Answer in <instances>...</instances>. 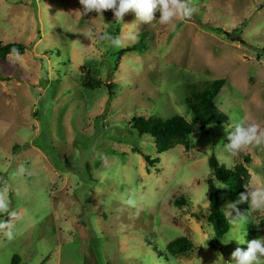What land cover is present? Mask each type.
<instances>
[{
	"label": "rangeland",
	"instance_id": "rangeland-1",
	"mask_svg": "<svg viewBox=\"0 0 264 264\" xmlns=\"http://www.w3.org/2000/svg\"><path fill=\"white\" fill-rule=\"evenodd\" d=\"M192 4L193 17L173 26L159 23V10L146 24L132 11L122 21L111 10L81 15L79 0H0V41L25 45L19 59L0 60V187L18 213L15 238L0 234V264H232L247 243L229 239H264V212L245 225L228 219L217 239L205 221L209 184L224 214L234 203L216 187L211 154L225 169L248 155V184L264 186V150H225L243 117L264 128V0ZM104 33L139 49L119 52L99 39ZM84 77L98 87H83ZM216 78L223 84L213 103L227 123L194 126L187 148L157 153L137 118L189 121L185 86ZM21 165L30 176L15 175ZM178 236L192 247L171 255L165 245Z\"/></svg>",
	"mask_w": 264,
	"mask_h": 264
},
{
	"label": "clouds",
	"instance_id": "clouds-1",
	"mask_svg": "<svg viewBox=\"0 0 264 264\" xmlns=\"http://www.w3.org/2000/svg\"><path fill=\"white\" fill-rule=\"evenodd\" d=\"M79 2L83 6L81 15L95 12L102 17L104 11L111 10L114 13L115 20L122 21L125 14L132 11L136 14L137 21L146 24L152 23L157 10L160 12L159 23L173 26L177 20L180 22L190 20L197 11L192 4V0H79ZM84 35L91 39L95 34L89 31ZM128 38L131 40L137 39L134 33H130ZM99 39L108 41L115 48L123 46L120 37H113L108 33L99 35ZM10 55L16 59L20 58V52L15 48L12 49ZM230 129L232 131L227 136L229 143L225 144V150L229 155L237 156L251 147L264 150V128L254 121H250L247 116L235 122ZM106 161L107 158L105 157ZM15 175L30 176L31 171L21 165ZM216 187L223 188L220 183H217ZM244 187L246 192L240 194L238 203H248V213L246 215L240 214L234 203L225 207V214L233 225H245L248 222L247 215L254 212H264V186L258 187L250 181ZM8 191V188L0 187V215L9 217L8 220H0V234L11 241L15 238L12 221L18 219V213L11 209ZM125 204L127 207L136 209L137 215H139L141 209L136 198L129 197ZM231 210L236 211V216H232ZM245 235H241L238 239L228 240V242L236 240L238 244L247 243L246 250L237 247L232 252V264H264V239L246 241Z\"/></svg>",
	"mask_w": 264,
	"mask_h": 264
},
{
	"label": "trees",
	"instance_id": "trees-1",
	"mask_svg": "<svg viewBox=\"0 0 264 264\" xmlns=\"http://www.w3.org/2000/svg\"><path fill=\"white\" fill-rule=\"evenodd\" d=\"M137 43L121 47L118 51L124 52L139 49ZM14 48L18 49L21 54L25 49V45L18 41L5 43L0 41V60H3L6 55H10ZM81 84L83 87L95 88L98 87L99 81L98 79L84 77ZM222 84L223 79L216 78L210 81L190 83L185 86L184 103L190 112L189 121L177 114L167 118L148 116L146 119L137 118V126L135 124L134 126L139 132L147 133L153 138L157 153H161L175 144H183L184 148H187L186 135L194 130V126L199 128L200 125L227 123V117L213 103V98L219 92ZM242 158L241 162H235L230 169H225L212 154L207 158L210 173L219 183L227 187L229 198L236 204V208L239 211L248 208V203H238L240 194L246 192L244 186L248 184L249 180V173L246 168V164L249 163V156L244 155ZM144 160L147 165H151L157 161V158L149 159L145 156ZM175 203L180 205L183 203V199L175 200ZM205 221L210 226L215 239L220 238L229 228L228 218L218 207L217 193L211 184L207 187V214ZM259 223L263 224L264 220ZM256 226L254 223L250 224L247 227L248 232L253 233L251 229ZM251 240L253 239L250 237L246 238V241ZM165 247L169 254L176 255L190 249L192 243L186 237L178 236L168 241ZM11 264H14L12 260Z\"/></svg>",
	"mask_w": 264,
	"mask_h": 264
},
{
	"label": "water",
	"instance_id": "water-1",
	"mask_svg": "<svg viewBox=\"0 0 264 264\" xmlns=\"http://www.w3.org/2000/svg\"><path fill=\"white\" fill-rule=\"evenodd\" d=\"M200 127H202V125H200Z\"/></svg>",
	"mask_w": 264,
	"mask_h": 264
}]
</instances>
